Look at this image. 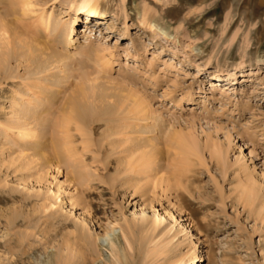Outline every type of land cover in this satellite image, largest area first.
I'll return each mask as SVG.
<instances>
[{"label": "rangeland", "instance_id": "1", "mask_svg": "<svg viewBox=\"0 0 264 264\" xmlns=\"http://www.w3.org/2000/svg\"><path fill=\"white\" fill-rule=\"evenodd\" d=\"M78 1L0 0V264H84L86 243L88 264L194 244L200 264H264V0H99L89 25ZM36 97L48 122L21 142L13 102Z\"/></svg>", "mask_w": 264, "mask_h": 264}, {"label": "bare ground", "instance_id": "2", "mask_svg": "<svg viewBox=\"0 0 264 264\" xmlns=\"http://www.w3.org/2000/svg\"><path fill=\"white\" fill-rule=\"evenodd\" d=\"M74 11L75 13H79V14H85L86 16L84 17V21L86 24L89 25V23L92 21V18H94L93 20H95L96 22L95 23H99V21H103L105 18L108 17L107 15V12L106 11H101L100 8H99V0H80L78 1L75 6H74ZM144 12V11H143ZM143 15V23H145L146 25V18L144 16V13H142ZM49 24V23H48ZM88 25H86V27H83L84 28V33L87 31L88 29ZM47 26V25H45ZM50 26V25H49ZM149 27L151 29L154 28V31L155 30H158L160 32L161 35H164V36H167V33L166 31L164 30H161L160 28L157 27V25L155 24H151V22L149 23ZM74 29L73 27H69L68 30L66 32H63L62 33V37L65 39V45L66 46H69L70 44L73 43V38L71 37V34L73 33ZM83 31V30H82ZM89 53H90V50L88 49H85L84 50V54L82 55H85L86 58L90 59L89 57ZM80 54V53H79ZM74 56L70 55V56H67L64 58L65 60V63H63L62 67L63 68H66L69 66V62L72 61V58ZM59 60H56L57 63H61L63 61V58L62 57H58ZM56 63V64H57ZM110 63L109 60H105L101 63L102 66H108ZM71 66V65H70ZM69 66V67H70ZM47 68V67H46ZM42 69V72H46L47 69ZM257 72L255 71H250L248 76L251 78L250 81H253V76L256 74ZM213 79H212V82H213V85L214 86H217L220 82L224 81L220 75L218 74H214L213 75ZM243 76V75H242ZM228 80V79H227ZM248 81V80H247ZM236 83L235 82H229V84H223V85H220L222 87V89H225V90H230V91H235V86ZM43 89V88H42ZM42 93V92H41ZM40 93V94H41ZM77 98V97H76ZM79 101V100H78ZM78 101H73L72 102V106H71V110H72V115L71 117L77 121H79L80 123H88V118L89 120L92 119L90 117H88L89 115L91 116V110L87 107V106H84L82 104H80ZM43 102H45V100L41 97H36L35 100H31V101H28V100H20V101H14V105L13 107L15 108L12 113L14 115V126L15 128L19 129L17 126H21L22 130H21V133H19V136H20V140L21 142L25 141L26 139H28V137H32V138H37V133H39V131L41 132L42 130H44L46 128V122H48L46 120V118H43L42 114L40 113H37L35 112L34 110H32L33 108V104L35 103H38L39 106L41 107V105L43 107H46L44 106L45 104H43ZM81 102V101H80ZM38 104H36L35 106H37ZM48 104V103H46ZM51 105V104H50ZM49 105V106H50ZM34 106V107H35ZM38 108V106H37ZM48 109V107H47ZM44 110V109H43ZM94 112V110H92ZM42 113H44V111H42ZM95 113V112H94ZM93 113V115H94ZM32 123H35L36 127H30V125ZM20 130V129H19ZM37 131V133L35 132ZM36 133V134H35ZM65 139V138H64ZM64 139H58L56 138L55 136H53V138L51 139L50 141V145H49V149L50 151L54 154V156L57 158V159H60L62 157V145L64 144L63 141H65ZM38 140V139H37ZM36 140V141H37ZM63 140V141H62ZM35 143H33V147H31L32 149L36 148L37 146H41L43 147V145L41 144V142L39 143L38 141ZM41 141V140H40ZM190 141V140H188ZM188 141L184 138V137H180L179 138V146H188L191 145L190 143H188ZM63 142V143H62ZM43 143V142H42ZM190 147V146H189ZM193 147V146H192ZM38 148V147H37ZM40 148V147H39ZM194 148V147H193ZM192 148V150H194ZM181 149V148H180ZM191 149V148H190ZM61 196V195H60ZM52 207V205H51ZM114 232V231H113ZM107 237H109V235H107ZM118 238V237H117ZM193 242V241H192ZM86 243V242H85ZM91 243V242H90ZM108 243L110 244V246L112 248H115V238H109L108 240ZM89 244L86 243V246L83 245V247H85L84 249V252H85V258H84V264H88V254H90L91 252V247L90 245L88 246ZM193 247V246H192ZM97 248V247H95ZM196 249V245L194 244V247L192 248L193 252L191 253V256H188V254L186 253L185 255H182L178 258H175V259H172L170 261H168L167 263L165 264H200V261L203 259V255L200 254V253H197V249ZM96 250V249H95ZM114 250V249H113ZM116 251V250H115ZM93 252V251H92ZM95 253V252H94ZM83 256V257H84ZM96 256V255H95ZM92 257V256H91ZM99 257V256H98ZM117 257V256H116ZM161 257V256H160ZM120 258V257H119ZM68 259V258H67ZM83 259V258H82ZM91 259V258H90ZM93 259V257H92ZM97 260V257L95 258ZM171 259V258H170ZM72 260V259H71ZM70 261V259L68 260ZM91 261V260H90ZM95 261V260H94ZM119 262V261H118ZM71 263V262H69ZM94 264V263H93Z\"/></svg>", "mask_w": 264, "mask_h": 264}]
</instances>
